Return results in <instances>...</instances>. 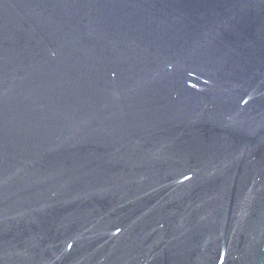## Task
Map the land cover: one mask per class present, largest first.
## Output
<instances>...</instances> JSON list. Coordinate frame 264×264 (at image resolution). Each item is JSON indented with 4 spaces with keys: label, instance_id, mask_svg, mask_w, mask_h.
Listing matches in <instances>:
<instances>
[{
    "label": "water",
    "instance_id": "obj_1",
    "mask_svg": "<svg viewBox=\"0 0 264 264\" xmlns=\"http://www.w3.org/2000/svg\"><path fill=\"white\" fill-rule=\"evenodd\" d=\"M0 264H264V0H0Z\"/></svg>",
    "mask_w": 264,
    "mask_h": 264
}]
</instances>
